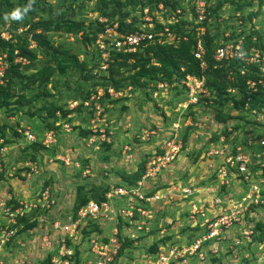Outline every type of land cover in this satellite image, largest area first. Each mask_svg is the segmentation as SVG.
Returning a JSON list of instances; mask_svg holds the SVG:
<instances>
[{
    "label": "built area",
    "instance_id": "built-area-1",
    "mask_svg": "<svg viewBox=\"0 0 264 264\" xmlns=\"http://www.w3.org/2000/svg\"><path fill=\"white\" fill-rule=\"evenodd\" d=\"M210 0H192V6L195 14V23H198L196 30L198 35L192 50L193 56L199 62V66L204 69L207 67L205 56V47L202 36L206 26L205 21L211 22L208 17L207 8ZM178 12V10H177ZM99 21H106L105 17H98ZM178 16L173 15L171 22H177ZM68 35L74 36L72 33ZM165 37V38H163ZM221 41L215 46L212 58L215 61H224L231 63L237 61L240 63L239 72L244 74L248 69L255 70L259 75L257 79H247V89L251 93L259 90L264 91V45L258 42L256 36H249L248 43L245 36L228 38L229 32L222 34ZM8 38V37H6ZM223 38H228L223 41ZM180 39H186L182 35H176L168 26L160 31H152L138 27L133 31L120 32L118 24L108 23L104 30L98 32L95 36L94 43L99 52L100 68L106 69L112 51L131 52L141 44L151 43L153 41L162 43L164 41L173 42ZM33 41V40H31ZM35 41L31 47H35ZM30 47V48H31ZM15 54H18L15 51ZM15 61L27 64L28 60L22 55H15ZM9 62L5 53H0V82L8 68ZM233 72L232 68L227 70L228 76ZM178 87L181 91L178 100L174 101V112L181 115L195 107H205L213 104L214 98L211 90L206 86L205 77L187 74L180 78ZM152 89L155 99L159 100L163 95L168 96L170 85L164 81H158ZM128 88L115 90L111 86L106 88H97L96 93H92L84 105H88L93 101L94 115L90 119L91 134L88 142L92 143L96 138L106 139L112 135V130L108 128V135L105 123L104 109L105 107L98 101L105 93L109 95V99H115L124 96ZM151 90V89H150ZM231 93L235 91L227 89ZM248 99L251 100L250 97ZM162 100V99H161ZM165 102V101H163ZM78 101L74 102L77 105ZM233 104V102H232ZM166 104L164 103V106ZM108 106V103H105ZM241 115H256L253 120H240L239 128L232 129L226 127L227 134L219 135L220 142L210 145L204 152L207 159V166L212 170V176L217 183V194L204 200H196L193 196L198 193V186H184L179 183L169 184L168 186H159L152 191H146L144 181L146 179L154 180L158 173L161 172L168 164H170L181 152L183 140L180 137V125L172 122L171 133L164 138L160 145L161 152L153 153L148 156L145 162V170L141 178L136 180L134 184H123L112 187L103 194L102 200L90 199L86 204L80 206L74 213L66 216L63 222L54 221V228H61L65 232V236L59 240L58 256L64 264L72 263V255L74 248L68 246L67 241L78 244L80 241L87 239V247L89 256L86 264H112L125 240L134 243L151 232L155 225V211L162 209L171 200L187 201L189 207L187 209V217L199 227L201 232L193 241L189 243H169L167 249L154 253L147 259L146 264H170L175 260H183L185 258L196 257L200 262L207 260L206 245L212 240H220L224 231L231 226L237 224H246L243 233L250 234L252 226L247 221V215L252 208L264 206V132H259L255 127L259 124L264 126V104L261 108H250L249 100L244 103V108L240 109ZM59 115V112H57ZM187 116H182L184 121ZM189 118L185 121L187 122ZM104 122V128L101 123ZM191 123V122H190ZM251 124L245 127V124ZM182 124V123H180ZM236 124L235 122L232 123ZM59 125V121L55 122ZM65 130L70 131L71 126L67 123L63 124ZM141 137L148 135L147 129H144ZM264 131V130H263ZM152 133V132H151ZM28 142L37 139L36 134L29 128L22 131ZM41 139L44 146H50L57 141L56 133L52 130L46 131ZM218 141V140H217ZM8 146L4 139L0 137V173L4 172L8 178L17 177L18 172L21 178H31L40 172V164L37 160L26 159L21 163L9 162L7 160ZM66 164L70 163L68 157H60ZM78 167V163L75 162ZM85 172H88L87 170ZM84 172V173H85ZM260 176V180H255L254 176ZM241 181L246 189L238 195L226 191L232 181ZM225 186V187H223ZM225 188V189H224ZM55 198L51 195L49 188H43L35 193L33 198L24 199L8 195L4 201H0V211L5 216L7 223L0 226V252L7 242L16 234L15 228L18 218L31 214L37 210H49L55 205ZM157 208V209H155ZM91 223L110 224L105 233L99 232L97 229L89 234H84V229H88ZM118 225L121 226V234L119 235ZM163 233V231H161ZM212 252H215L214 250ZM57 259L51 261L56 263ZM0 264L2 262L0 261ZM21 264H28L23 262Z\"/></svg>",
    "mask_w": 264,
    "mask_h": 264
},
{
    "label": "trees",
    "instance_id": "trees-1",
    "mask_svg": "<svg viewBox=\"0 0 264 264\" xmlns=\"http://www.w3.org/2000/svg\"><path fill=\"white\" fill-rule=\"evenodd\" d=\"M84 2L91 0H62L60 3L53 4L48 2L47 0H34L31 11L27 13L26 22L22 23V27L27 26V22L31 21L34 16L37 15L36 8L41 9L42 12L47 13V18L38 17V19L32 24V26L27 27L24 32V36H16L18 40L10 37L3 38L0 37V53H7V60L9 62L8 68L5 71V74L2 77L3 82H0V109H8L11 104L15 105H26L27 107L32 106L35 101H40L41 97L43 99V104H41L38 108H35V112H29V110H25L24 114H28L29 116H36L37 119L42 122L39 126V129L32 130L37 139L33 142H28L26 139V143L28 146L25 147L24 151H30L32 149L34 152L30 153L27 159L35 160V152H38L40 149H46L54 145L44 146L41 143L42 135L49 130H52L56 133L63 130L65 132H72L73 128L75 129V133L77 134L79 139H85L87 141L88 136L91 134L90 126L75 125L72 126L69 121L71 120V113L76 110L78 113H81L83 109H85L88 113V119L94 115L93 110V101H91L88 105H84V102L87 101L92 93H96L97 88L99 87H108L111 86L115 90L128 88L130 89H144L148 92V97L151 99H155L152 94V89L156 86V82L164 81L170 85L169 92L171 89L175 90V95H172L171 99L165 101V104L168 102L171 103V107L174 106V101L178 100L181 91L178 87V81L180 78L184 77L187 74L203 76L205 77L206 86L211 90L214 101L213 104H209L205 107H217L218 104L221 108L223 105L222 100H232L235 107H239V109L244 108V103L249 100L250 108H261L264 104V91L259 90L255 93L249 92L247 89L246 81L247 79H257L259 77L258 74L255 73V70L248 69L244 74L239 72L240 63L237 61L226 63L224 61H215L212 58V54L215 46L219 43L218 32L215 29H212L210 26V22L205 21L203 23L206 26L205 32L202 36L204 47H205V60L207 63V67L202 69L199 66L198 60H196L193 56L192 50L196 41V37L198 32L196 30V26L198 23H195V14L194 9L191 5L189 9L192 12L193 20L189 21L183 19L180 14H175L178 16L177 22H165L160 24L157 22L155 27L152 28V31H160L165 26H168L169 29L175 33L176 35H182L186 37V39H180L179 41L167 42L164 41L162 43L159 42H151L147 44H141L134 51L131 52H122V51H112L109 58V64L106 69L100 68V60L96 58L95 55L99 56V52H97L94 39L98 32L104 30L105 26L108 23L116 22L118 24V31L126 32L136 30L138 27L134 26L131 21H127L129 11L126 10V7H132L134 5L143 7L146 5H150L152 3H163L164 7L171 12V10L176 9V4L171 2L172 0H96V13L97 17H105L106 21H99L98 18L95 20V24L84 22V20H74L67 18V14H72L74 10L73 3L75 2ZM211 1V0H210ZM216 2L215 6L207 8L208 17L211 16V13L220 9L225 1L233 3L234 0H212ZM68 2V4H67ZM27 3V0H18L16 6L22 7ZM67 4V5H66ZM156 4V5H157ZM14 7V3L10 0H0V17L4 13L10 12ZM211 11V12H210ZM210 12V13H209ZM173 13V12H172ZM210 15V16H209ZM170 18V17H169ZM1 23H5V21L0 18ZM11 26V29L15 31L20 26V21H10L8 24V28ZM2 30V28H0ZM36 30H40L43 37L48 32H65V34L72 33L76 39H79L80 42L85 47L86 53L90 54V59H79L78 56L72 54L67 48H57L53 46L49 41L50 48L47 49L42 46L39 41L36 40V43L39 47H41L44 53L48 56V61L46 65H43L41 68H38L32 74H26L25 70L29 69L33 66L34 60L37 58V53L28 47V37L31 36L33 32ZM150 30V29H149ZM221 36V35H220ZM250 35L245 36L247 42H250ZM237 37L235 32H231V35L228 38ZM165 38V37H163ZM228 38H223V41ZM15 51L18 52L19 55L24 56L27 60V64H23L21 62L15 61ZM93 58L97 59V63H94ZM97 68V69H96ZM229 68L233 69V72L230 76L227 74V70ZM57 71L59 74H65L70 70H76L81 75V80L84 85L88 84V88H81L77 97L79 103L77 105L70 107L67 104H61L57 99H54V96L47 92V85L49 82V76L52 73L51 71ZM16 84V90H15ZM32 85L37 87V91L31 93L29 96H26L25 92L31 88ZM151 89V90H150ZM227 89H232L235 92L231 93ZM52 97L51 100L49 98ZM248 97L251 98L248 99ZM106 99L109 103L112 101H118L122 98L109 99V95L105 93L101 98H99V102L105 107V103L102 101ZM162 99V97L160 96ZM160 99V100H161ZM74 100V99H72ZM157 101V99H155ZM154 100V102H155ZM45 101H49L46 103ZM156 103V102H155ZM19 106H16V110ZM84 107V108H83ZM201 107V108H205ZM218 108V107H217ZM9 113H12V109L8 110ZM105 111V109H104ZM59 112V115H57ZM221 113H225L222 108L219 110ZM45 113V114H44ZM223 118L225 121L227 116H219ZM232 119L235 116H230ZM230 119V118H228ZM238 119H245V116L240 115ZM59 121V125L56 126L55 122ZM67 123L71 126V130L67 131L64 129L63 124ZM17 126L19 123H16ZM232 125V124H231ZM1 125L0 126V137L4 139V142L8 147H11L12 140H9L6 137V130H12L14 135L23 136L22 131L25 130L24 126L17 128ZM239 124H233V128H239ZM228 127L225 124V128ZM223 129V134H227L226 129ZM38 134V135H37ZM108 134V130H107ZM142 134V133H141ZM181 136V135H180ZM219 137H217L218 139ZM57 139V136H56ZM106 144V148H112L111 141H104ZM185 144V142H184ZM183 147V146H182ZM161 152L159 147L158 152ZM156 153V152H153ZM151 153V154H153ZM148 154V155H151ZM35 156V157H34ZM23 159L22 161L26 160ZM144 161L137 168L136 171L128 174L126 172L121 173V178L128 185L134 184L136 180H138L142 173L144 172ZM264 174V169H263ZM17 177H20L18 172H15ZM8 178L5 176L4 172L0 173V179L4 180ZM10 178V177H9ZM21 178V177H20ZM85 181V179H83ZM94 186H89L88 182H83L82 184H78L75 189V199L73 205V213L82 205L86 204L90 199L94 200H102L103 194L109 189L107 186H101L99 192H97ZM225 187V186H223ZM226 188V187H225ZM224 188V189H225ZM97 193H95V192ZM15 197L14 195H12ZM46 211V210H42ZM33 213V212H32ZM31 213V214H32ZM36 225V221L30 219L29 214L26 216L18 218L16 222V227L18 228L16 233L19 231H24L33 228ZM119 226V225H118ZM94 227L97 228L96 223H94ZM94 229H84V234H89ZM256 231H260L261 234L264 235V223H257L255 225ZM68 246H72L74 248V253L71 256L72 259L75 260V264H80V248L79 244H72L70 240L67 241ZM157 245L153 244L149 247L150 252L154 254L157 251ZM122 250H120L121 252ZM152 255V254H151ZM50 259H48L49 261Z\"/></svg>",
    "mask_w": 264,
    "mask_h": 264
},
{
    "label": "rangeland",
    "instance_id": "rangeland-1",
    "mask_svg": "<svg viewBox=\"0 0 264 264\" xmlns=\"http://www.w3.org/2000/svg\"><path fill=\"white\" fill-rule=\"evenodd\" d=\"M10 1L14 3V7H17L16 4L18 0H10ZM47 1L53 4H56V3H60L62 0H47ZM95 2L96 0L84 1V2L78 1V2L73 3V6H74L73 13L67 14L66 15L67 18L79 20V21L84 20V22H86L85 24L90 23V22L92 24H95V20H97L98 18L97 17L98 14L96 13ZM171 2H174L176 4V9L171 10V12H169L164 7L162 2L158 4L154 2L151 4V6L146 5V6L140 7V6L134 5L132 7H126V10L129 11L127 21H131L132 24H134V26H137V27H141L145 29H152L155 27V24L157 22H159L160 24L161 23L163 24L165 20L170 22L174 14H180V16L183 19H186L189 21L193 20L192 12L189 9V6L191 5V0H172ZM215 4L216 2H213L211 0L209 3V7H213L215 6ZM36 10H37L36 11L37 15L34 16V18H32L31 21L27 22L28 23L27 26L22 27L21 25L22 23L26 22L25 21L26 16L28 15H26L25 18L22 21H20V26L17 29H15V31L11 29V26L9 28L7 27L10 21L8 22L5 21V23L0 22V28H2V30L0 29V37H3V38L12 37L14 39L16 36L23 37L25 30H27L26 28L29 26H32V24L38 19V17L47 18L46 16L47 13L42 12L41 9L38 10V8H36ZM210 18H211V22L209 24L211 28L215 29V31L218 32L217 34H219L218 40L222 39L220 35L228 31L229 36L231 35V32H235L237 37L247 36V35L256 36V38L258 39V42H262L264 45V0H234L233 3L225 1L223 5L220 7V9H218L217 12H215L214 14L211 13ZM35 32H41V31L36 30ZM44 38H46L50 43L53 44V46L59 49L60 48L69 49L70 52L78 56L79 59H85V60L90 59L89 52L88 54L86 53L87 50H85V47L83 46V44L80 42L79 39H76L75 36L67 35L65 34V32H54L53 31V32L46 33ZM15 40L17 41L18 38L16 37ZM31 40L33 39L31 38V36H29L27 39L28 47L30 48L33 45V41H35L36 46L31 47V49H33L38 55H37V58L33 62V66L25 70L26 74H32L36 70H38V68H41L43 65H46L47 63H49L48 56L44 53L43 49L37 45L36 40H33V41ZM17 55L18 54H16V57ZM93 60H94V63H97L96 62L97 59L93 58ZM51 72L52 73L49 76V82L47 85V92H50L54 96V99H57L61 104H67L68 106L74 105V102L80 99L79 97H77V95L79 91L81 90V88L83 87L86 89L90 87L88 86V84H86V86L84 85L83 81L81 80V75L76 70H70L67 73L62 74V75L54 70ZM14 87L16 90V84ZM36 91H37V87L35 85H32L31 88L25 92V94L26 96H29L31 93H34ZM175 93H176L175 90L171 89V92L168 93L167 97H164L163 95H161L162 100L156 101L154 99L156 103L154 102L153 99L148 97L147 90H144L141 88L140 89L138 88L135 90L129 88L126 92H124V96L119 97V98H122L121 100L112 101V103L111 102L109 103V101H106V99L104 98V100L102 101L104 103H108V106H106L107 108H105V111H104L105 123L106 125H108L106 130H108V128L112 130L111 136H109L107 133L105 134L106 136H109V141L112 142V148L107 149L105 145L106 143L104 141L106 142L108 141L106 139H101L99 137L96 138L92 143L88 142L89 136L87 138V141L85 139H80L81 149L84 150L86 153H90L91 156H89L88 157L89 159L85 160V162L84 160L80 158L78 162L79 166L74 167V170H75L74 176L77 179V183L80 180H82L83 182H88L89 186H94L97 192H99L101 189V186L98 185L99 179H103L104 177H107L112 172L118 171L117 169L119 165L118 161L124 162L123 160L126 159L125 156L128 159L129 154L135 153L136 156L140 157V155H142V153L144 152V150L142 149L146 148V146L150 143L151 138L153 136L154 137L158 136L164 131H167L168 127L171 126L172 122H176L175 124L181 126L180 128L181 136L180 137L183 140V147H182L183 151L185 150V148H187L186 150H188L189 147H191L190 146L191 136L197 135V137L199 138L198 145H194V147H192V149L194 150L188 154L189 156L187 155L188 157L191 158L194 166L196 165L197 167H198V164L206 160L204 156V152L207 150V148L211 144L215 145L220 142V139H217V137L223 134L222 130L225 128V124L227 123L226 119L231 118L230 117L231 115L235 116V118L230 119V121L236 119V123L240 125L239 123L240 120H237V119L241 115V112H240L239 107H235L234 104H232V100H229V101L222 100L223 106L221 108L225 113L219 112V110L221 109L219 107L220 106L219 104L217 106L218 108L211 107V106L205 107V108L195 107V108H192L191 110H188V112H186L183 115H181L180 113L174 112L173 108L172 109L170 108L171 103H172L171 101L166 103L165 106L159 105V103L163 102L164 100L166 101L170 100L172 95H175ZM43 99L44 98L41 97L40 101H35V103L29 107H27L24 104L20 106L15 105L14 103V104H11L7 110L4 108L0 109V126L6 125V126L16 128L17 126L16 123L18 122L19 125L17 126V128L23 125L25 129L29 128L35 131L36 129L40 130L39 126L44 125V124H42V122H40V120L37 119L36 116L32 117L24 113H25V110H29V112H35V108H38L41 104H43ZM51 99L52 97L49 98V100ZM45 102L48 103L49 101L48 102L45 101ZM214 102H217V100H215ZM16 106H19L17 110H16ZM9 109H12V113H9L8 111ZM82 112L83 114L80 115L81 122H84L85 124L87 122L88 127H89L90 120L88 119V114H87L88 112L85 109H83ZM244 115L245 114H243V116ZM182 116H187L184 121H181ZM219 116H227V117L224 121L223 118ZM245 116H246V119L249 118V120L251 119L253 121L256 118L255 114L254 115L252 114L250 116L249 115L248 116L245 115ZM188 118L191 123L189 121L185 122ZM156 121L160 122L158 123L159 126L163 124L162 127L164 128L161 129L162 127L157 126ZM169 122H171V124ZM231 123H228L226 125L231 128L232 127ZM250 125L251 124L246 123L245 127L247 126L249 127ZM256 125L257 126L255 127H258L256 129L259 132L263 133L264 126L260 127L259 124H256ZM100 127L104 128V122L101 123ZM157 128L159 129L158 132H157ZM144 129H147L149 134L148 135L145 134L143 137H141L142 135L141 133L145 132ZM232 129H235V128L232 127ZM151 131H156V134L151 136L152 135ZM6 137L9 140L13 141V143H11L12 148H10L9 150V156H10L9 162L16 163V155L18 156L20 155L22 159H25L26 157H28L31 151H29V153H24L22 151L25 149L26 146H28V144L26 143L27 141L25 140V137L21 135L17 136L18 137L17 139H19L17 142L16 136L14 135L13 131L8 130V129L6 130ZM158 137H160V140H161L163 136L161 134ZM125 139H127L126 143H124ZM61 140H63V137L61 138ZM184 142L186 144H184ZM114 143L116 144L115 146H113ZM16 144H20V145L16 147ZM23 145L25 147H23ZM63 145L64 143L62 142L61 146ZM54 147H58L57 143L52 145L51 149H53ZM69 147L70 146H68V144L67 146L64 145L65 149ZM158 149L159 148L157 146V149H156L157 151H155L156 153L158 152ZM56 150H58V148H56ZM122 150L123 152L125 151L124 152L125 156L122 155ZM67 152L70 155L74 153V151L71 152V151H65V150L64 152H61V153H63L64 155H66L65 157H67ZM82 154H84V152ZM111 157H115L116 159H113ZM71 158L72 157L70 156L69 158L70 162H73ZM135 158L136 157H134V159ZM146 160H147V156L144 154L142 158L140 159L136 158L135 162L133 161V163L137 167H139L143 163V161L145 163ZM58 164L59 166H62L66 163L60 158L58 160ZM170 164H168L166 167H168ZM86 169H89V173L85 172ZM89 174H93V175H89ZM83 179H85V181ZM104 186L109 187V189L111 188L110 187L111 185L109 184H105ZM185 186H188V185H185ZM74 189H76V187ZM216 192H217V189H216ZM216 192H214V194H217ZM184 202H187V201H183V203ZM260 207H263V206H260ZM263 210L264 209H262L261 211ZM70 212H67V214ZM41 213H42V210L34 211L32 215L29 213L30 219L34 220ZM260 218L264 220V214H261ZM155 220H156V216H155ZM89 228H93L94 230L97 229L94 227V223H91L88 229ZM47 234L49 237L48 232ZM262 238H264V235L262 236ZM78 244L80 248V264H84V262L82 263V260L86 259V257L89 256V250L87 247V239L80 241V243ZM55 250H52L49 253L47 252L46 255L41 258L42 261H45L46 259H50L51 256L54 254ZM248 257L250 258V255ZM55 259H57V261L54 264H61V263L63 264V262H61L60 257H55ZM253 260L264 261V258L256 259L254 256L252 260H250L249 262L252 263ZM70 264H75V260L72 259V263H71V259H70Z\"/></svg>",
    "mask_w": 264,
    "mask_h": 264
},
{
    "label": "crops",
    "instance_id": "crops-1",
    "mask_svg": "<svg viewBox=\"0 0 264 264\" xmlns=\"http://www.w3.org/2000/svg\"><path fill=\"white\" fill-rule=\"evenodd\" d=\"M160 99L161 98H159L157 101H160ZM164 103L165 102H160L159 105L162 106ZM82 111L81 113H78L76 110H74L71 115H69L71 118L69 123L72 126H88L87 122L86 124L81 122L80 115L83 114ZM230 119H226V124L235 122V119L232 121H230ZM156 123L157 126H159L158 123L160 122L156 121ZM169 123L171 124V122ZM162 126L163 124L159 127ZM163 128L164 127L161 129ZM74 130L75 129L73 128L72 132H65L63 130L58 131L56 135L58 141L56 143L58 147L51 149V146L46 149H40L38 152L34 153L36 155L35 160H37L41 166L40 172L38 174L28 179L13 177L0 180V201H4L9 194L18 198L30 199L34 197L36 192L46 187L50 189L51 195L56 200V205L47 211H43L34 219V221H36V225L33 228L17 232L2 248V251L0 252V261L2 264H21L23 262H27L28 264H52L51 261L58 256L59 240L66 234L61 228H54L52 224L57 220L63 222L66 219V216L73 212L72 208L75 199L74 188L78 184L83 183L82 180L77 183V179L74 176V167H76L75 162L78 163L80 158L85 162V160L89 159L88 157L91 156L90 153H86L81 149V140L77 138L78 136ZM171 130V126H169L167 131L161 133L163 136L161 140L160 137H158L161 134L154 137L153 135L156 134V131H151V136L153 137L146 148L142 149L144 152L142 155H140V157L133 153L129 154V158L127 159L124 154L125 151L123 152L122 150V155L125 156L126 159L123 160L124 162L118 161V171L112 172L103 179H99L98 185L103 186L105 184H109L112 188L127 184L121 178V173L126 172L130 174L136 171L138 167L133 163V161L135 162L136 158H142L144 154L148 158L147 154L157 151V146L158 148L160 147L164 138L171 133ZM158 131L159 129L157 128V132ZM60 137H63V140H61ZM18 140L19 139H17V142ZM198 141L199 138L197 135L191 136V147L188 146V150H186L187 148H185L184 151L182 150L171 162V164L163 169L154 180L146 179L144 181L145 190L152 191L162 185L168 186L169 184L179 183L184 186H198V193L196 196H193L196 200H201V198L204 200L213 196L218 187L212 176V170L207 166V159L205 158L206 160L198 164L197 167L196 165L194 166L191 158L188 157V154L194 150L192 147H194V145H198ZM62 142L65 146L68 144L70 147L65 149L66 147L64 148V145L61 146ZM126 142L127 139H125L124 143ZM18 145L20 144H16V147H18ZM115 145L116 144L114 143L113 146ZM23 147L25 146L23 145ZM10 148L12 147H8V161L10 160ZM56 148H58V150H56ZM63 149L65 151H74V153L71 155L67 152V157L70 158L71 156V160L73 162L59 166L58 160L60 157L65 158L66 156L61 153L64 152ZM22 151L24 153H29V151ZM30 151L31 154L34 152L32 149H30ZM83 152L84 154H82ZM134 157L136 158L134 159ZM111 158L116 159L115 157ZM22 160L23 159L20 155H16L17 164L21 163ZM86 170L88 171L87 173H89V169ZM260 176L261 175L258 173V176H254V179L260 180ZM245 189L246 187L241 181L234 180L227 187L226 191L233 193L234 195H238ZM188 203L189 200L184 203L180 200H171L167 205L163 206L162 209L159 210L155 208L157 209L155 211L156 223L153 225L151 232L145 236H141L137 243L125 240L122 244V251H119V255L112 264H146V259L149 258L151 254H153L149 250V247L153 244L157 245V251L154 252L157 253L160 250L167 249L169 243H189L193 241L194 238L200 234L201 230L199 227H196L197 225H194V222L189 220L187 217V209L189 207ZM262 209H264V206L252 208L250 213L247 215V221L252 226V232L250 234L243 233L245 230H247L246 224H237L226 229L220 240L216 239L208 243L205 248L208 258L205 262H200L196 257H191L185 258L183 260H175L170 264H264V261L260 260H253L252 263L249 262L254 256L256 259L264 258V238H262L263 234H261L260 231L254 230L257 223H264V220L260 218L261 214H264V210L261 211ZM67 212L70 213L67 214ZM6 223L7 220L0 211V226H3L4 224L6 225ZM97 225V230L99 232L105 233V231H107L109 228L111 229L110 224L97 223ZM12 228H15L16 231L18 229L16 226H12ZM118 228L120 235L121 226L119 225ZM161 231H163V233H161ZM47 232L49 233V237ZM52 250H55V252L51 256L50 260L48 261V259H46L45 261H42L41 258L45 256L47 252L49 253ZM213 250L215 252H212ZM249 255L250 258L248 257ZM87 259L88 257L83 259L82 263L84 262V264H86Z\"/></svg>",
    "mask_w": 264,
    "mask_h": 264
},
{
    "label": "clouds",
    "instance_id": "clouds-1",
    "mask_svg": "<svg viewBox=\"0 0 264 264\" xmlns=\"http://www.w3.org/2000/svg\"><path fill=\"white\" fill-rule=\"evenodd\" d=\"M34 3V0H27V3L22 6V7H16L14 9H12L10 12L4 13L2 15V18L4 21L8 22V21H22L25 16L27 15V13L29 11H31L32 9V5Z\"/></svg>",
    "mask_w": 264,
    "mask_h": 264
},
{
    "label": "water",
    "instance_id": "water-1",
    "mask_svg": "<svg viewBox=\"0 0 264 264\" xmlns=\"http://www.w3.org/2000/svg\"><path fill=\"white\" fill-rule=\"evenodd\" d=\"M31 38L33 40H37L39 41V43L44 46L45 48L49 49L50 48V45H49V42L46 38L43 37L42 33L41 32H33L31 34Z\"/></svg>",
    "mask_w": 264,
    "mask_h": 264
}]
</instances>
